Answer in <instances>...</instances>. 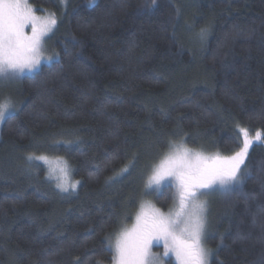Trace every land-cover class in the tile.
I'll list each match as a JSON object with an SVG mask.
<instances>
[{
    "label": "trees",
    "instance_id": "1",
    "mask_svg": "<svg viewBox=\"0 0 264 264\" xmlns=\"http://www.w3.org/2000/svg\"><path fill=\"white\" fill-rule=\"evenodd\" d=\"M28 1L58 19L56 58L0 87L16 107L0 130V264H111L105 238L134 222L171 144L228 156L241 128L264 136V0ZM30 155L65 159L80 183L61 192ZM249 161L243 192L211 204V264H264V143ZM174 190L150 201L168 211Z\"/></svg>",
    "mask_w": 264,
    "mask_h": 264
},
{
    "label": "snow or ice",
    "instance_id": "2",
    "mask_svg": "<svg viewBox=\"0 0 264 264\" xmlns=\"http://www.w3.org/2000/svg\"><path fill=\"white\" fill-rule=\"evenodd\" d=\"M56 24L54 15H37L28 0H0V82L13 81L25 72L38 70L42 61H52V56L45 55L44 38ZM29 27L30 34L26 32ZM206 34L207 29L201 30L200 38L204 39ZM14 108L10 102L0 104V122ZM240 133L242 147L228 156L195 151L183 142L169 146L152 166L141 195L156 196L163 186H170L175 189L172 207L164 212L150 200L142 199L135 223L122 227L114 242L111 237L105 238L114 252L111 264H170L166 260L170 256L175 257L177 264H211L214 253L205 247L208 225L205 197L216 193L226 198L241 194L251 176L250 149L254 144L264 143L260 131L254 137L244 128ZM28 159L43 162L48 178L56 181L61 192L75 190L80 183H70L68 163L61 157L30 155ZM135 161L136 157H132L128 165L106 182L130 174ZM261 214L264 215V209ZM160 247L162 252L154 250Z\"/></svg>",
    "mask_w": 264,
    "mask_h": 264
},
{
    "label": "rangeland",
    "instance_id": "3",
    "mask_svg": "<svg viewBox=\"0 0 264 264\" xmlns=\"http://www.w3.org/2000/svg\"><path fill=\"white\" fill-rule=\"evenodd\" d=\"M63 1H64V0H63ZM28 3H29V1H28ZM29 4H30V3H29ZM30 5L33 7L32 4H30ZM33 9L35 10V13H36L37 15L41 16V17H48L49 15H54V17H55V19L57 20V23H58V19H57V17H56L55 14H52V13H49V12H47L46 14H41V13H39V12L36 10L35 7H33ZM56 29H57V24H56L55 28L53 29V31H52L51 33H49V35L46 36V37L44 38V39H45V55H46V56H52V57H53L52 61L56 58V55L53 53V50H52V48H51V39H52V37L55 35ZM26 32H27L28 34H30V27L26 29ZM52 61H51V62H52ZM51 62L42 61L41 65H43L44 63H45V64H47V63L49 64V63H51ZM41 65L39 66L38 70H34V71L31 72V73L25 72L24 75H31V74H33V73H36L37 71L40 70ZM24 75H23V76H24ZM23 76H21V77H23ZM21 77H19V78H21ZM19 78L15 79V80H13V81L0 82V87H3V88L5 87V88H12V89H15V88H17ZM10 90H11V89H10ZM6 102H10V103H11L10 100H9V101H6ZM6 102H3V103H6ZM14 106H15V105H14ZM15 112H16V107L14 108L13 111H10L7 115L9 116V115H11V114H13V113H15ZM3 122H4V121H3ZM3 122H0V130H1V127H2ZM249 136H250V135H249ZM194 150H195V151H202V152H204L205 154H211V153L205 152V151H203V150H199V149H194ZM220 155H221V154H220ZM231 155H232V154H231ZM223 156H224V155H223ZM163 187H164V186H163ZM219 196H220V195H219L218 193H216V194H212V195H209V196L205 197V199L208 201V225H207V234H206V237H205V247H206V248H208L207 245H206V239H207L208 233H209V231H210V219H211V215H212L211 204H212V202H213L215 199H217ZM144 197H145L147 200H151V199H152L151 196H144ZM151 202H152V201H151ZM152 203H153V202H152ZM153 204H154V203H153ZM154 205H155V204H154ZM155 206H156V205H155ZM156 207H157V206H156ZM171 207H172V205H171ZM161 210H162V209H161ZM162 211H163V210H162ZM164 212H167V211H164ZM134 223H135V220H134V222H133L131 225H129L128 227H131ZM154 250H159V251H161V252L163 251L162 247H160L159 249H154ZM166 260L169 261L170 264H177V262H176L174 256H170V257L166 258Z\"/></svg>",
    "mask_w": 264,
    "mask_h": 264
}]
</instances>
